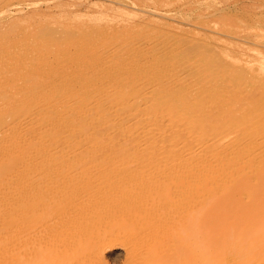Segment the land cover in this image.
Instances as JSON below:
<instances>
[{
    "label": "bare ground",
    "instance_id": "bare-ground-1",
    "mask_svg": "<svg viewBox=\"0 0 264 264\" xmlns=\"http://www.w3.org/2000/svg\"><path fill=\"white\" fill-rule=\"evenodd\" d=\"M77 39H73L76 42L70 40L65 42V39H61L60 34L59 38L56 37L51 41L40 40L36 46L31 45L26 39L24 44L18 48L16 47L19 49L18 51L32 49V52H34L36 50L45 59L39 56V59L42 60L38 61V65L34 62V66L33 64L29 65V69L19 72L16 78H7L9 86L0 88V262L2 259L9 262L7 258L16 261L19 255H23V261L26 260L24 263L29 258L27 264L33 263L37 256L40 257L38 254L33 255L36 250L41 251L44 245L47 248L45 238L47 235L51 239L50 233L47 234L49 231L57 232L56 229L61 228V231L65 230L67 232V230H70L71 224L74 227L76 223L77 230L73 227L71 229H74L73 231H76L77 234L85 230L83 237L98 224L97 228H101L98 231L103 233H94L97 230L95 228L92 231L94 234H92L93 236L97 234L96 237L98 238H100V235L102 238L103 235L104 239L95 238V247L100 248L99 243L102 244L101 241L106 240L105 236L108 235L106 230H109V234H113L109 236H115L112 241L121 240L118 241L120 245H117L116 241V243L112 242L113 244L108 242L110 245L106 243L108 247L104 245V242L103 246L106 247V251L122 247L125 252H130V250L133 252V247L139 244H134L138 238L134 239L135 242H133V238L126 239L124 234L125 240L122 241L121 232L127 227V230H129V226L132 225L131 222L129 224L128 220L134 218L135 213H138L136 217L139 218L145 212L154 213L150 220H154L155 217L158 219L159 215L156 212L162 210L157 208L159 207L158 204H162L160 207L165 204L163 209L166 208V212L162 211L165 212L164 217L166 218L164 219L160 213L161 211L159 212L163 223L164 220L166 222V224L162 223L164 229H169L167 227L170 221L167 223L166 220L172 222L173 218L177 219L174 217L177 214L176 212L175 214L172 213L171 207L174 209L178 206V208L186 210L185 212L182 210L183 213L180 210L178 216L185 213L183 218L188 217L189 219H183L182 225L180 221L179 224L183 227L184 222L187 221V224L190 222L192 226L189 225L192 228L197 226L196 230L198 229V231L196 232L197 235L200 232L201 238L198 240L196 234V237L193 236L196 239L195 242L198 240L196 244L202 241V244H198L201 247L198 246L197 248L200 247L205 251V249L209 250V246H211V251H209L212 254L206 250L210 254L206 256V260L209 256L212 257L213 254L215 257L214 249L215 251L223 249L224 245H221V248L214 247L222 244L225 235L221 233H224V231L226 233L230 232L228 230L230 227L226 226L225 230L223 229V226L228 225L227 219L234 218V221L232 219L231 222L232 225L233 222L235 224L236 220H240L238 222L241 224L237 225V222L235 224L236 230L241 225V228H243L244 221L249 219L251 222L245 223L249 230L244 226L245 229L243 228L242 232L247 231L244 235L248 239L245 238V240L248 241L253 238L252 242L249 240L253 246L249 241L247 242L242 238L237 239H241V242L238 241L240 243L237 246H241L243 242H247L246 246L243 245L244 248L250 247L249 244L251 245L247 251H245L246 249L241 250L243 248L241 246L240 254L242 256H246L244 252L252 255L248 251H253V249L259 247L260 252L256 249L254 258L258 254L257 263L264 264V107L261 103L264 93H259L258 96L255 95L256 99L250 100L251 97H247L250 95V90L246 88H220L216 85V77L202 76V73L198 72L199 67L197 68L198 65L194 58L181 55L184 53V49L178 47L181 46L180 44H175V46L166 44L158 48L155 45L144 46L141 42H134L131 39L127 43H122L119 47L116 45L115 49L112 50L107 41H105L106 43L104 41L100 43L93 41L91 43L92 41L87 36L80 38L79 41ZM81 39H84V44ZM146 45L148 44L146 43ZM4 46L8 47L9 45ZM5 50L7 51V49ZM53 50L57 53L66 51L70 54L63 53L62 56L68 55L69 58L56 59L57 53L54 57ZM50 51L53 57H51L53 60L51 62L56 61L54 63L55 67L50 66L52 64L50 61L48 66L45 63ZM108 52L112 55L107 54ZM45 53L48 55H44ZM71 54L72 56H70ZM82 54L85 56L82 58L83 61L78 58ZM75 56L77 57L75 58ZM91 56H94V60H90L92 59ZM15 57L17 56L15 55ZM21 57L23 56L21 55ZM33 58L32 60H35ZM21 59L24 62L27 58ZM26 63L28 64L27 60ZM26 63L24 62L25 65H27ZM17 68L15 65V70ZM12 71L10 72L11 75ZM100 72H108V74L98 75ZM13 76H15L14 73ZM13 83H16V86ZM48 83H52V85L53 83L61 85L66 83L70 86H45ZM142 202H145L146 205L150 203L151 206L144 204L140 207L139 204ZM47 206L54 207V212L57 213H53L56 215H52V218L47 216L48 222H45L47 221L45 217L40 220L38 217H34L36 214L39 216V212ZM143 206L145 207L143 208ZM146 207L149 208L146 210ZM168 208L171 210L172 216L171 213L170 216L172 219L167 218L169 216L167 214ZM178 208L176 207L175 210L179 211ZM155 213L157 216H154ZM93 214L94 216H91ZM95 215L98 218H95ZM144 215L147 217L146 214ZM151 215L152 213L148 216ZM193 216H198V218L195 217L196 220H194L192 219ZM203 216L204 218L206 216L211 217L204 219ZM222 216L226 220H223ZM156 218L155 226L158 223L157 226H160L162 220H156ZM216 218L219 220L218 225ZM34 219L36 221L43 220L44 223H42L45 225L40 224V228L39 223V226L37 223H32V221L36 222ZM191 219L193 223L190 221ZM201 219L206 222L210 220L209 224H207L208 222L204 223ZM118 221L121 222L118 223ZM199 221L203 225L199 224ZM221 221H225L226 224L221 225ZM127 222L129 225H126ZM194 223L196 226L193 227ZM213 223L217 226L212 227ZM67 224H70L69 228ZM170 224L171 227L172 224ZM208 225L213 233L209 232L211 229ZM185 226L184 224L183 228ZM190 226H186V230L180 227V229L177 228L181 230L180 232L182 230L185 232L188 229L191 235V231H195V229H191ZM206 226L208 229H205ZM220 226L223 227H221V230H219ZM62 227L65 228L62 229ZM216 227L219 228L216 229L219 232H215ZM119 228H121V231ZM177 228L175 227V232L180 233ZM232 228L235 230V226ZM10 229L13 232H20V239L24 237L25 246L27 243L33 245L35 237H38V241L40 240L39 243L35 242L34 247L31 245L33 249L30 245L27 246L28 249L26 247L27 250L25 251H30L27 253L29 255L35 250L28 257V260L25 259L27 256H24L25 252L23 253L25 246L22 247L24 242L23 240V244L20 242L19 233L11 232L8 234L9 237H5ZM131 230L129 232L131 235H137V231L134 233L133 230V233H131ZM239 230L238 233H241V230ZM69 232L65 234L68 235ZM40 233L46 234H44V239H42V236V238L40 237ZM217 233L219 237H223L222 241ZM14 234L19 236L16 239L18 247L15 244L16 241H13L12 244H15L13 247L17 248L5 246L6 242L15 240ZM57 234L59 235V233ZM89 234L87 236L90 237ZM153 234L152 232L151 235L153 236ZM169 234L171 232L168 233V236ZM189 234H187L188 238ZM235 234L236 231H232L233 238L236 236ZM10 235L14 236L12 240ZM67 235L66 237L69 240L66 242H69V246H71L70 241L73 244L75 242L71 240L72 237L69 235H73L72 233L69 234L70 238ZM136 235L134 236L136 237ZM182 235L186 236L185 233ZM202 235H205L210 241L206 242V238ZM54 236L56 237V235ZM82 236H80L81 241L84 240ZM144 236L147 237V234ZM183 236H181L182 239H184ZM1 237H5L4 240L8 238L7 240L10 239V241L4 242ZM89 237L88 240L91 241ZM127 237L129 238V236ZM187 237H185L186 241ZM59 238L63 240L65 237H62L61 233ZM173 238L172 240H174ZM202 238H204V241ZM53 239L52 237L50 242H54ZM213 239H216L218 243L216 244V240ZM41 240H45V244ZM60 240L58 242L63 243ZM145 240L148 239H144V242ZM227 240L224 242H227ZM18 241L22 244L20 247L23 249H18L20 248ZM47 241L50 244L48 239ZM81 241L77 245H85L89 242L86 240L87 242L81 243ZM124 241L125 243H123ZM177 241L178 239L174 240L173 244ZM91 242L93 243V241ZM161 242L163 244L167 241L165 239ZM161 242L158 243L159 248L167 244H161L160 246ZM40 243L43 245H40ZM54 243H56L54 246L57 247V242ZM151 243L148 245L151 246ZM184 243L187 244L188 242ZM12 244L8 243V246ZM51 244L48 248H52L50 247ZM133 244L134 246L131 248ZM186 244L184 247H186ZM208 244L210 245L208 246ZM39 245L42 246L39 247L40 249L37 248ZM77 245L74 244L75 247ZM170 245L167 244L166 247ZM69 246L67 243V248ZM74 246H71V248H74ZM92 246L91 248H93ZM117 246L121 247L118 248ZM136 246L134 248L137 252L138 247ZM149 246L147 248L150 249ZM192 246L190 247L192 248ZM194 246L193 248H196ZM166 247H163L162 251ZM181 247L180 245L177 246L182 250ZM142 248L144 249V247ZM62 249L60 248V250ZM78 249L77 251H79ZM154 249L156 250V247ZM170 249H172L171 246ZM170 249L168 248V250ZM222 249L221 255H223ZM231 249L233 250V248ZM68 250L71 253L70 248ZM199 250L202 252L201 249ZM135 251L132 253L133 255L136 254ZM88 252L91 256V251ZM178 252L180 253L179 250ZM186 252H189L188 249ZM37 253L41 254V252ZM77 253L75 254V251H73L72 255L77 256ZM82 254L79 253L78 256ZM162 255L160 254V263H158L159 260H157L158 262L151 261L155 259L154 256L152 259L150 258L151 262H148V264H167L166 262L171 261H167V255L163 256L165 261L161 260ZM202 255H204V252ZM234 255L239 254L234 252ZM31 256L34 257V260L31 259ZM191 256L190 252L186 255L188 259L190 258L189 261L194 260ZM199 256L202 258L201 255L196 258H200ZM156 257L158 258V256ZM211 257L208 258V261ZM220 257L222 258V256ZM240 258L238 256L236 260ZM22 259L17 262L21 263ZM102 259L100 258L98 261H102ZM222 259L224 260V256ZM211 260L214 261V259ZM178 261L177 264L180 263ZM218 261L220 264L223 263L221 259ZM94 262L92 264L96 263ZM144 262L146 261L144 260ZM144 262L142 264H145ZM9 263L13 264L11 261ZM193 263H195V260ZM81 264L83 263L81 262Z\"/></svg>",
    "mask_w": 264,
    "mask_h": 264
},
{
    "label": "rangeland",
    "instance_id": "rangeland-1",
    "mask_svg": "<svg viewBox=\"0 0 264 264\" xmlns=\"http://www.w3.org/2000/svg\"><path fill=\"white\" fill-rule=\"evenodd\" d=\"M58 26H60V27H58ZM38 27L41 29H39ZM71 31H73V32H71ZM52 32H54V33H52ZM60 34H61V39H65L64 40L65 42H67L68 40L74 41L77 38H78L77 40L79 41L80 38H85L86 36H87V38L89 37L90 41H92L91 43H93V41H95V43L107 41L108 46H111L112 50L115 49L116 45H117V47H119L122 43H124V42L127 43L131 39H133L134 42H141L144 46L155 45L158 48H160L166 44L167 45L170 44V46H173V45L175 46V44H178V45L180 44L181 46H178V47H183L182 49H184V53L181 55H186L187 57L189 56L190 58H194L197 65H198V66L196 65L197 68L199 67L198 72H200V74L202 73V76H214V77H216V85L220 86V88H222V87L225 89L230 88V87L246 88V89L250 90V92H249L250 95L247 96L249 98L251 97L250 100L251 99L253 100V98L256 99L255 95L258 96L259 93H264V0H0V84H1L0 88H4L6 86H9V84L7 83L8 82L7 78L8 79L11 77L16 78L17 74L19 72L28 70L30 67L29 65L33 64V66H34L35 65L34 62L37 63V65H38V63H39L38 61L42 60V59H39V56H40V58H43L42 57L43 55L42 56L39 55V53L36 50H34V52H32V49H28L26 51H25V49H24V51L20 49L21 51H18L19 49H17V48L19 46H21L22 44H24L26 42L25 41L26 39L28 42L31 43V45L36 46L40 40H50L51 41L52 39H54L56 37L59 38ZM64 34H65V36H64ZM89 39H88V41H89ZM29 40H31V41H29ZM81 40H83V42ZM81 40H80V43L82 42L84 44L85 43L84 39H81ZM85 40H87V39H85ZM11 42H14V43H11ZM74 42H76V41H74ZM118 43H120V44L118 45ZM146 43L148 45H146ZM27 44H29V43H27ZM4 45H9V46L7 47ZM97 45H99V44H97ZM5 49H7V51ZM4 51H6L7 53ZM9 51L11 54L8 53ZM20 53L23 57H21ZM52 53L55 57V54L57 52H54V50H53ZM52 53H51V51L48 52L49 56H47L48 58L46 57L45 63L47 66L50 63H52L53 66H52V64H50V66L55 67L54 63H56V61L51 62V60L53 58L51 55ZM63 53L68 54V52H66V51ZM63 53L58 52L56 59L69 58L68 55L70 53L68 55H66L67 57L62 56V55H64ZM48 54L45 53L44 55H48ZM107 54L112 55L110 52H108ZM15 55L17 57H15ZM70 56H72V54ZM77 56H75V58ZM195 56H198V57L195 58ZM8 57H10V58H8ZM33 57L35 58V60H32ZM49 57H50V59H49ZM83 57H85L83 54H82V56H78V58L82 61H83V59H82ZM21 58H23V60L25 58H27L24 60V62L26 63V60H27L28 64L26 63L27 65H25ZM36 58H38V59L36 60ZM91 58L92 59H90V60H94L93 59L94 56H91ZM43 59H45V58H43ZM56 59L54 58V60H56ZM49 61H50V63H49ZM7 62L10 64L9 66H8ZM13 62H15V63H13ZM14 64L16 65V68L19 66L17 68L18 70L17 69L15 70ZM21 66L24 68L26 66L27 67L24 69ZM10 67L12 69H9ZM11 71L14 73L15 76H13V73L11 75V73H10ZM4 72H6V73H4ZM6 74H8V75H6ZM105 74H108V72H105V73L100 72V74H98V75H105ZM13 84H12V86H13ZM64 84L61 85V84L53 83V85H52V83H48L45 86H49V85H51L49 87H56V85L58 87H65V86L69 87L70 86L69 84H66V83H64ZM14 86H16V83L14 84ZM261 103L264 107V97H262ZM144 204L146 205L145 202H142L139 205H141L140 207H142V205H144ZM139 205L137 204L138 207H139ZM148 205H150V203H147L146 206H148ZM158 205H159V207H157V208L165 211L166 208L163 209L165 204L163 205V207H160V206H162V204L161 205L158 204ZM144 207L145 206H143V208ZM176 207L178 208V206H176ZM147 208H149V207H146V210H147ZM175 208L173 209V207H171V210H172V213H174V214L176 212L177 215L174 216V214H173V216L176 217L177 219H175V218L172 219V217H171L172 213H171L170 208H168L169 210L167 213V214H169V216L167 215L168 216L167 218H169V219L171 218L172 222H171V220H166V221H167V223H168V221H170L169 223L172 224L171 227H174L172 229L169 226V223H168V227H167L169 229L168 230L164 229L165 227L162 225L163 220L161 219L162 217L160 218V216L163 215V218L165 219L166 217H164V215H166L165 214L166 211L163 212L162 210H160L161 212L159 210L156 212L157 215H159L158 219L155 217L156 220H160V219L162 220V221L160 220L161 225L157 226V225H159V223H158L156 225L157 227L155 226V223H156L155 218H153L154 220H150V218L153 217V214H154L153 212H150V213H152L151 216H148V215H150L149 212L148 213L145 212L144 214H146L147 217L143 214L142 216H139V218L136 217V215H138V213H135L136 215L134 216V218L135 217L136 218L135 219L132 218L134 220H132V219L128 220L129 224L131 222V224L132 225L134 224V225L133 226L130 225L129 230H127L128 227L125 229L123 228L124 231H122V232H124V233L121 232V234L123 236L122 241H123V239L125 240V236H126V239H132L133 238L132 239L133 242H135L134 239L138 238L136 240V242L134 243V244L139 243V244H136L138 246L135 245L136 247H138V250L136 249L137 252L135 251L134 244L131 245V248L134 246L133 249L137 254L136 255L134 253L135 256L132 254L134 251L132 252L130 250V252H125V250L121 246H117L118 248L121 247L119 249L113 248L112 251H106L105 250L106 247L103 246L104 242H105L104 245H106V243H108V242H110L111 244L117 242V245L118 244L120 245V243H118V241L121 240V239H119V240L112 241V238L115 239V236L110 237L109 235H113V234H109V230H106V232L108 231V235H106V236H109V237L105 236L106 240H104V241L102 240L101 241L102 244L99 243L100 248H98L97 246L95 247L94 244H96V243L94 242V240H95V238L96 239L98 238V237H96L98 235L96 234L95 236H93V234L94 233L99 234L100 231H98V230L99 229L101 230V228H97L98 224L95 225V227L93 228L94 230H95V228L97 229L94 233L92 232L93 229L91 231L88 230L89 232H87L86 236L83 237L84 236L83 233L86 231L84 230V232L77 234L76 231H73L74 229H71L73 227V225L71 224L72 222H71L70 223L71 228H70V230H67V232L70 231L72 233L73 236L69 235V234H71L70 232L68 233V235L70 237H72L71 240H73V242H75L76 245L80 244L79 242L82 240V239L80 240V236H82V235H83L82 237L84 238V240L81 241V243L86 241V240L89 241L88 240L89 236H87L88 233H90L89 238H91V241H93V243L91 241H89L85 245L81 244V245H77L75 247L74 246L75 243L73 244L70 241V245L74 246V248L73 247L71 248V246H69V242H66L69 239L66 237L67 234H65V233H67V232H65V230L61 231V228H59V230L61 231L60 232L58 229H56L57 232L54 231L56 234L54 232H52V230H51L47 234L50 233L49 234L50 238L52 239V237H53L55 239V240L53 239V241L57 242V247L54 246V244L56 245V243L50 242L51 239H49L47 237V235L44 233L46 235V238H45L46 242H45V240L44 241L41 240V241L43 243L44 242L46 243L47 248L44 245L43 247L41 246L42 247L41 251H37V250H36V252H35V250L32 251V252H35L33 254L34 256H35V254L36 255L38 254V255H40V257L37 256V259L35 261H33V263L31 261L30 262L32 264H71L75 260L73 262V264L74 263L75 264H79V263L81 264V262L83 264H85V263L92 264V262H94L97 259L95 261L96 263L94 262L95 264H97V262H98V264H125V263L126 264H142V262H144V260L146 261L144 263L148 264V262L150 263L151 261H157V260H159V262L158 261L157 262L160 263V254L161 255L163 254L162 258H163V256L167 255L166 256L168 258L167 261L171 260L170 262H166L167 264L168 263L177 264L176 263L177 260L180 261V263H178V264H182V263L183 264H191V263L197 264L198 260L201 264L202 263L203 264H214V263L220 264V263H218L219 259H221V261H223V263L220 261L222 264H244V263L245 264H247V263L253 264V262H254V264H258L257 263L258 262V260H257L258 254H257L256 258H254V257L256 255L255 251H256V249L259 250V247L256 248L255 250L253 249V251H248L249 253L251 252L253 256L248 254L247 252H244V254L246 255V256L243 255L244 257L242 256V254H240L241 246L242 247H243V245L246 246V243L249 240H251V242L253 241L252 240L253 238L249 239L248 241L245 240V238H247V236L244 235V233L246 234L247 231L242 232L243 228L245 229L244 226H246V224L251 222L249 219H246V220L244 219L245 221L244 220L243 221L245 223L246 222L247 223L246 224L244 223L245 225L243 224V228H241L242 225L240 226L241 229L239 228L241 230V233H243L242 235L240 232H239L240 234L238 233L239 229L236 230V225H235L236 222H237V225L241 224L238 222L240 220H238V221L236 220L235 224L233 222V225H232L231 222H232V219L234 221V218L231 219V217H230L231 220L227 219L228 225L223 226L224 228L222 226L219 227L220 229L218 227L215 228V232H219V231H216V229L221 230V227H222L225 230V228L227 226L228 228L230 227V229L227 228L228 230H230V232L226 233L224 231V233H221V234H224L225 236H223V237L224 238L226 237V238L224 239L223 237L220 236L221 241L223 238L222 244H220V246L218 245V246L214 247V248H216V247L221 248V245L222 246L224 245L223 249L221 248L223 255L220 254L221 249L218 251L217 250L215 251V249H214V252L216 254L215 257L213 256L214 254L212 255V257H214V258L209 256V257H211V259H214V261H212L211 259H209V261H208L209 257L206 260V256L212 254V252H210L211 251V246H209L210 244H208L210 251L208 249H205V251H204V250H202V248H200L201 245H198V244H200V243L202 244L201 240H200L201 242L199 241L200 243L196 244V242H198V240L201 238V234H200V232H198L199 234L197 235L196 231H198V229L196 230L197 226L195 225V223L193 224V227L194 226H196V227L192 228L191 227L192 225L190 224V222H189V224L191 226L189 224H187V221L184 222V224L187 227L190 226V228L195 229V231L192 230V231H194V232H192L189 228V230L191 231V235H190L188 229L185 232H183L184 230H182V232L185 233L186 236L182 235L183 233L180 232L181 230H179V229L183 228L184 224L182 227L181 223L183 222V219L187 220L189 218L188 217L183 218V217H185V213L181 214V216H178V215H180V214H178V212L180 213L182 210L185 212L186 210H184L182 208L180 209V207H179L177 209L179 211H176ZM54 209L55 208L52 206H47V207L43 208L42 211L39 212L40 213L39 216L36 214L34 217H38L39 220L43 219L45 217L47 220V216H49V217L51 216V218H52V215L57 214L56 212H54ZM183 211H182V213H183ZM159 212L161 213V215ZM53 213H56V214H53ZM139 213H142V212H139ZM156 213L154 216H157ZM170 213H171V216H170ZM139 215H141V214H139ZM91 216H94V214ZM100 216H102V215H100ZM198 216L197 217L195 216V217L198 218ZM96 217L98 218L97 215H95V218ZM180 217L182 218V221H181ZM195 217L193 216L192 219L196 220ZM208 217H211V216H208ZM203 218H204V216H203ZM223 218H224L223 220H226L225 217H223ZM192 219L190 220L191 222H192ZM204 219H201V221H203L204 223L208 222L207 224H209L210 220L206 222ZM214 219H212V220H214ZM216 219H217V225H218L219 220H218V218H216ZM39 220H37V221L35 220L36 222H33L32 220L31 221L34 224L37 223V225H38V223H39V225L44 223L43 220H41V221H39ZM51 220H49V221H51ZM179 221H180L181 225L179 224ZM214 221H216V220H214ZM229 221H230V223H229ZM45 222H48V220ZM120 222L118 221V223H120ZM197 222H198V220H197ZM221 222H222V223H220L221 225L226 224L225 221L224 222L221 221ZM175 223H176V225L174 226ZM70 224H67L68 228H69ZM129 224L127 222L126 225H129ZM163 224H166L165 220H164ZM199 224H201L200 221H199ZM215 224H216V222H215ZM215 224L212 227L217 226ZM43 225H45V224H43ZM75 225H77V223ZM75 225L73 228H75V230H77ZM177 225H180L181 227L179 226L180 227L179 228ZM201 225H203V224H201ZM131 226H132V228H131ZM186 226H185V228H187ZM234 226H235V230H234V228H232ZM122 227H123V225H122ZM175 227L179 228V229L177 228V230L180 233H177V231L175 232V230H176ZM206 227H205V229H208L209 225L207 228ZM40 228H41V225H40ZM64 228L65 227H62V229H64ZM185 228H183V229H185ZM130 229H132L131 233H133L132 232L133 230H134V233H135V231H137V235L134 234V235H136V237L133 234L131 235L129 233ZM170 229H171V231H170ZM246 229L249 230V228H247V226H246ZM119 230L121 231V228H119ZM43 231L45 232L44 229H43ZM102 231H104V230L102 229ZM126 231L128 232V235H127ZM138 231H139V234H138ZM211 231H212V229L209 230V232H211ZM232 231H236V234H235L236 239H235V237L233 238L234 235H232ZM11 232H13V231H11V229H10V231H8L5 234V237H7L8 234H10ZM152 232L154 233L153 236L151 235ZM169 232H171V234H169V236H168ZM13 233H16V234L19 233L18 235L20 236L19 231L18 232L15 231ZM57 233H59V235ZM61 233H62V237L67 238L66 240H65V238H63V240L61 239L63 241V243L61 242L62 245L58 242L60 240L59 237H61ZM100 233H103V232H100ZM166 233H167V235H166ZM211 233H213V232H211ZM225 233L227 234V236L229 238L226 236ZM16 234H14V236ZM40 234H41L40 237L42 236L43 238L42 237L41 238L44 239L45 235L42 233H40ZM52 234L56 235V237ZM64 234H65V236H64ZM74 234H75V237H74ZM91 234H92V237H91ZM124 234H125V236H124ZM146 234H147V237L144 236ZM175 234H177V235L175 236ZM187 234L190 235L189 238L187 237ZM195 234L197 235V238H198V240L196 242H195V240H196ZM205 234H206V232H205ZM237 234L239 235V237ZM22 235H23V233H22ZM78 235H79V238H78ZM139 235H141V236L139 237ZM150 235L152 236L151 238H150ZM243 235H244V238L242 237ZM14 236H11L10 239L12 240L14 238ZM19 236H15L16 238H15V240H12V242H6V241H10V239L7 240L8 238L6 240H4L5 237H3L4 239L2 237L1 238L3 239L4 242H6L5 246L12 248L13 246H15V244L17 246L16 239H18L17 237H19ZM127 236H129V238ZM181 236H183L184 239H182ZM202 236L205 237V235H202ZM217 236H218V233H217ZM73 237L75 238V240L73 239ZM76 237L80 241H78L76 239ZM185 237H187V241H186ZM190 237H191V239H190ZM218 237H217V239H218ZM20 238H21V236L19 237V240L23 244L24 237L22 239H20ZM172 238L174 240L178 239L179 243L177 241V242H175V244H173L174 240H172ZM231 238H232V240H231ZM238 238H242L247 242H245V243L243 242V244H241V246H237L241 242L240 241L241 239L237 240ZM47 239L49 240L50 244L52 243L50 246L52 248H48V246L50 244L47 243L48 242ZM98 239H104V236L102 235V238H101V235H100V238H98ZM144 239H148V240H145V242H144ZM165 239L167 241L166 242L167 244H169V245L171 244L170 246L172 247V249H170V246L166 247L167 244L163 243V244H166L163 247H166L167 249L164 248V251H162L163 247L161 246V244H162L161 241L165 240ZM206 239H205L206 242L210 241L209 238L207 240ZM226 239H228L227 242H224ZM22 240H23V242H22ZM76 240L78 243L76 242ZM109 240H111V241H109ZM169 240H172V241H169ZM202 240L204 241V238H202ZM213 240H211L212 243H213ZM235 240H237V241H235ZM13 241H16L15 244H12ZM36 241L39 243L40 240L38 241V237L37 238L35 237V242ZM221 241H220V243H221ZM232 241L234 242L233 244H232ZM238 241H240V242H238ZM35 242L33 243V245L34 244L36 245L37 242L36 243ZM96 242H97V240H96ZM128 242H129V240H128ZM151 242H154V243L152 244ZM159 242H161L160 248L158 245ZM184 242H188L189 244L188 243L186 244ZM190 242H191V244H190ZM251 242H250V244H251ZM8 243L12 244V245L8 246ZM21 243H19V241H18V245L20 244L19 247L22 245ZM67 243H68V246H69L68 248H70L71 253L68 252L69 250L67 248ZM110 243H108V245H110ZM123 243H125V241ZM150 243H151L152 247L148 245ZM215 243L216 244L218 243L217 240L215 241ZM41 244L42 243H40V245ZM88 244H89V246H88ZM99 244H97V245H99ZM141 244H143V245H141ZM185 244H186V247H184ZM192 244H193V246L195 245L196 248H193ZM250 244H249V246L251 247L252 244L251 245ZM28 245L31 246L32 244L27 243V245L25 246V242H24L22 247L25 246V249H23L22 247L18 248V249H23V253L24 252L26 253V254L24 253V256L27 255L26 258L25 257L24 258L27 260H28V257H30V255H32V252L29 255L27 253H29L30 251L29 252L25 251L28 249V247H27ZM40 245L37 248H39ZM63 245H65L67 249L65 248V246L62 247ZM179 245H180V247L183 246L181 248H183L182 250L184 252L180 248H177V246L179 247ZM205 245H206V243H205ZM30 246H29V248H30ZM84 246L86 247L87 250L85 249ZM91 246L93 248H95L98 253L95 252L96 251L95 249H94L95 251L92 250L93 248H91ZM147 246H149L150 249L147 248ZM190 246H192V248ZM198 246H200V247L197 248ZM208 246H206V247L208 248ZM17 247H13V248H17ZM26 247H27V249H26ZM33 247H32V249H33ZM80 247H81V249H80ZM142 247H144V249ZM145 247H146V249H145ZM155 247H156V250L154 249ZM230 247L233 248V250ZM247 247H248V245H247ZM250 247H248V248H250ZM57 248H59V250H57ZM60 248H63V249L60 250ZM75 248H77V249L79 248L78 250L81 252L77 251V249H75ZM168 248L170 250H168ZM248 248L243 247L241 250L246 249L245 251H247ZM71 249L73 251H75V254L77 252H79L80 254H82L83 251L84 252L81 256H78L79 253H77V256L75 255L76 256L75 257V256H73L74 254L72 255L73 251ZM187 249L192 255L191 256L192 260L194 258L195 263H193L194 260L189 261L190 258L188 259V257L190 255L188 257H186V255L189 254V252H186ZM191 249H192V251H191ZM199 249H201L202 252ZM42 250H43V252H42ZM100 250L102 253L100 252ZM150 250H152V251H150ZM178 250L180 251V253L178 252ZM206 250H208L210 254L208 252H206ZM64 251H66V252H64ZM88 251H91L92 257L90 256V252H88ZM92 251H94V252L92 253ZM167 251H169V252H167ZM37 252H41L42 255L37 253ZM203 252H204V255H202ZM234 252H235V254H239V255H234ZM259 252H260V250H259ZM56 253H57V255H56ZM138 253H141L142 255L141 254L138 255ZM145 253H147V254H145ZM184 253H185V255H184ZM199 253H201V254H199ZM197 254L201 255L202 258L200 256H199L200 258H196V257H198ZM217 254H220V255L218 256ZM180 255H181V257H180ZM247 255H249L248 258H247ZM98 256L99 257L101 256L100 258H103L104 260L102 259V261L101 260L98 261V259H100ZM133 256H134V258H133ZM154 256H155V259H152V257H154ZM156 256H158L159 259ZM220 256H222V258L224 256V260ZM238 256H239V258L242 256L241 257L242 259L240 258V259L236 260V258ZM22 257H23V255L22 256L19 255V257H17L16 261H14V259H10V258H7V260L9 262L11 261L13 264H17V263H19L17 261H20V259H22ZM140 257H142V258H140ZM203 257H205V258H203ZM252 257H253V259H252ZM33 258L34 257H32L31 259L34 260ZM90 258H92V259H90ZM146 258H147V260H146ZM162 258H161V260L165 261V258H163V259ZM232 258H233V260H232ZM249 258H251V259H249ZM76 259H78V260H76ZM138 259H140V260L138 261ZM200 259H202V260L204 259V260L202 261ZM3 260L4 259H2V261H1L3 264H4V262H6L5 264L9 263V262H7L5 260L3 261ZM23 260L24 259H22L21 263H19V264H27V262L29 263L30 258L26 263H24L26 260L25 261H23ZM103 261H105V262H103ZM199 262H198V264H200ZM249 262H251V263H249ZM158 263H156V264H158ZM163 263H165V262H163ZM9 264H11V263H9Z\"/></svg>",
    "mask_w": 264,
    "mask_h": 264
}]
</instances>
